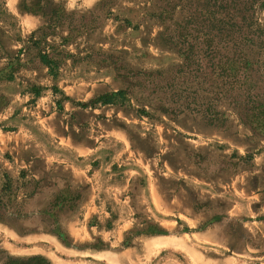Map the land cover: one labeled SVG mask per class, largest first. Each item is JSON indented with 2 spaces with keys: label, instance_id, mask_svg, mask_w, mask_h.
Listing matches in <instances>:
<instances>
[{
  "label": "rangeland",
  "instance_id": "374dc122",
  "mask_svg": "<svg viewBox=\"0 0 264 264\" xmlns=\"http://www.w3.org/2000/svg\"><path fill=\"white\" fill-rule=\"evenodd\" d=\"M206 2L0 0V264H264V133L226 97L222 125L164 104L184 61L167 35ZM74 211L104 238L70 237Z\"/></svg>",
  "mask_w": 264,
  "mask_h": 264
},
{
  "label": "trees",
  "instance_id": "16d2710c",
  "mask_svg": "<svg viewBox=\"0 0 264 264\" xmlns=\"http://www.w3.org/2000/svg\"><path fill=\"white\" fill-rule=\"evenodd\" d=\"M206 5L208 15L205 10L203 14L192 11L191 5L189 19L185 24L178 23L167 35V41L178 48L184 61L174 80L161 85V90L167 89L163 92L164 104L176 105L166 110L190 111L211 124L222 125L226 117H222L216 102L226 97L242 121L264 133V71L260 59L264 29L254 26V13L257 7L264 8V0H207ZM42 61L50 66L51 61L44 55ZM193 78L198 80L197 90L188 85L176 88L177 80L184 84ZM199 90L214 96L200 99ZM126 94V90H118L103 94L99 100L111 103ZM37 259L40 257L29 260Z\"/></svg>",
  "mask_w": 264,
  "mask_h": 264
},
{
  "label": "crops",
  "instance_id": "0c3cea01",
  "mask_svg": "<svg viewBox=\"0 0 264 264\" xmlns=\"http://www.w3.org/2000/svg\"><path fill=\"white\" fill-rule=\"evenodd\" d=\"M76 170L75 167H72ZM71 179V183L75 186V185H80V184H85L86 182H89L90 180H92V178H88L85 175H82L81 177L77 178L73 175H69L68 176ZM90 189H92V184H90V186H88ZM86 214L84 215V218H87V216H89V214L92 215V212H103L105 211L104 209V203H102V201H98L94 203V206H89L87 209ZM76 217L79 220H76ZM100 219H98L100 222L101 221V217L99 216ZM81 218L78 217L77 214H75V211L67 216H64L62 219V226L64 228V230L66 231V233L72 237L75 241H83L86 240L87 238V234L90 232V228L93 227H100L99 228V234L101 235V238H104V234H107L108 230H104L103 226H90L88 228V224H86V222H84V220H82ZM6 230L7 226H5ZM19 238H21V240L24 241H43V240H56L55 236L49 234V233H40V232H34V233H22L18 236ZM25 249H28L27 246L19 247L17 249V253L18 254H25Z\"/></svg>",
  "mask_w": 264,
  "mask_h": 264
}]
</instances>
